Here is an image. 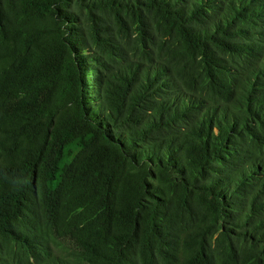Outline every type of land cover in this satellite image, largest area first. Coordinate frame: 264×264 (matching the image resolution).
Here are the masks:
<instances>
[{
	"label": "trees",
	"instance_id": "obj_1",
	"mask_svg": "<svg viewBox=\"0 0 264 264\" xmlns=\"http://www.w3.org/2000/svg\"><path fill=\"white\" fill-rule=\"evenodd\" d=\"M0 264H264V0H0Z\"/></svg>",
	"mask_w": 264,
	"mask_h": 264
}]
</instances>
